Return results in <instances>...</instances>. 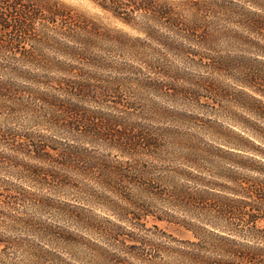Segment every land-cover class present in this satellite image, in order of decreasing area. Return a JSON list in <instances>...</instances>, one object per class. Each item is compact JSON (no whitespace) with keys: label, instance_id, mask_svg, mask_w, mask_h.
Instances as JSON below:
<instances>
[{"label":"trees","instance_id":"trees-1","mask_svg":"<svg viewBox=\"0 0 264 264\" xmlns=\"http://www.w3.org/2000/svg\"><path fill=\"white\" fill-rule=\"evenodd\" d=\"M83 1L97 12L76 10L65 0H0V111H8L10 117L20 110L32 112L52 130L114 151L115 157L55 138L31 143V134L1 128L0 146L7 140L14 152L39 164L0 150V169L8 167L60 186L68 179L59 170L68 169L81 177L72 187L79 198L117 221L100 220L77 206L70 212L71 225L29 215L19 211L21 202L39 207L40 200L2 178L0 264H68L62 253L79 246L93 251L87 264H121L104 248L92 245L83 235L89 231L104 235L145 264H264V178L230 177L233 186L220 194L211 190L206 178L186 175L202 186L190 190L162 173L159 163L183 159L190 166L205 167L201 159L221 147L172 127L126 121L85 105L100 104L116 84L103 80V71L148 72L189 81L188 69L227 72L231 54L240 51L247 61L257 57L264 65V0ZM104 18L111 23H104ZM237 82L264 98L262 69L248 62ZM142 83L162 90L173 82ZM197 85L214 87L203 77ZM22 94L31 100L19 99ZM244 132L252 144L244 146V153L260 157L259 167L247 168L264 176V148L254 141L264 145V128L244 126ZM226 153L239 154L233 149ZM146 158L152 162L143 161ZM155 201L168 203L175 212L158 213ZM150 219L177 224L194 240L170 237L157 225L153 226L160 233L143 236ZM240 222L244 237L256 244H215L216 236L230 239L226 234L236 231ZM75 256L74 260H84Z\"/></svg>","mask_w":264,"mask_h":264},{"label":"rangeland","instance_id":"rangeland-1","mask_svg":"<svg viewBox=\"0 0 264 264\" xmlns=\"http://www.w3.org/2000/svg\"><path fill=\"white\" fill-rule=\"evenodd\" d=\"M65 1L76 10L89 13L97 12L86 1ZM103 22L111 23L106 18L103 19ZM246 56L248 57L249 55ZM250 58V61L244 59V51L232 53L230 57L231 69L220 74L188 69L189 74L187 76L191 79L189 81L183 80L184 77L171 81V79L165 76L148 72L123 71L118 73L113 70L103 71L102 79L105 81H115L116 84L100 104L88 102L85 105L91 109H100L107 115L122 118L126 121H141L155 127H172L189 137L199 139L202 143L221 147L222 151H215L210 156H204V160L201 159L205 167L190 166L183 159H175L159 163L158 168L162 173H168L175 177L178 185H187L190 190H196L197 188H202V186L197 184V182L184 178L186 175L189 177L206 178L211 182L210 185L213 187L211 189L213 192L226 194V187L233 186L232 178L230 177L248 179L259 176L264 178V176L249 170L250 167L255 168L260 166L256 161L260 157L251 153H244V146H252L246 139L249 135L244 132V126L257 130L264 128V98L244 88V86L239 85L237 82V79L244 77V67L248 62L253 64L255 68L264 71V65L259 59H256L257 57ZM118 59L120 61L124 60ZM202 77L209 78L214 87L209 88L207 85L203 87L198 86L197 84H199ZM16 81L23 82L17 79ZM143 81L148 83L162 82L166 85L170 82L173 83L172 86L156 90L144 85ZM18 97L19 99L31 100V97L27 94L18 95ZM150 109L158 111L159 114H152ZM10 115L11 113L8 114L6 110L0 111V129L6 128L17 133L31 134L33 136L31 143H49L46 140L47 138H55L64 144L74 143L83 145L100 154H112L111 157H115L116 152L114 151L78 141L61 129L52 130L47 123L36 120L32 112L20 110V113L17 115L14 114L13 117H10ZM69 117L76 118L75 115H70ZM254 141L256 145H261L264 148V145L260 141L256 139ZM12 149L14 148L11 142H7V140H4L0 146V150L4 154H14L22 161L39 164L29 156L14 152ZM229 149H233L239 154L226 153ZM251 156H254V158H251ZM120 158L123 159L122 157ZM143 161L152 162V160L147 158L143 159ZM40 164L47 165V163ZM59 171L67 177V185L60 186V184L52 183L49 180L40 183L29 175L17 173V171L8 167L0 169V179H8L9 182L28 189L37 196L41 206L32 205L26 207L29 205L21 202L22 204L18 207L19 211L29 213V215H38L53 221H59L61 224L71 225L68 222L70 221L69 217H71L70 212L74 206H77L80 209L91 210L92 215L97 216L100 220L117 221L112 215L101 211L94 205L85 203L73 191V185H78L81 177L68 169H61ZM180 173H182V176H180ZM154 203L158 213L168 210L170 212L173 211L169 204L164 201H155ZM175 214L180 218H185V215L180 212H176ZM153 225H157L160 231L162 230L168 236L175 239L183 241L194 240L192 233L183 227L152 219H150L147 225L149 230H145L140 234L152 237L154 234L160 233ZM237 227V232L231 231L229 232L231 234H226L230 239L216 236L214 239L215 244H228L242 248L244 247V243L256 244L252 238L244 237V229L241 222ZM217 232L219 235H222V232ZM83 235L93 242L92 245L96 244L104 248L108 251L109 255L117 258L121 264H145L127 254L114 241L102 234L89 231L83 232ZM90 250L79 246L62 254L66 261L69 262L68 264H87L88 262L86 261H90L89 255L93 254V251ZM74 255L84 260H81V262L74 260Z\"/></svg>","mask_w":264,"mask_h":264}]
</instances>
